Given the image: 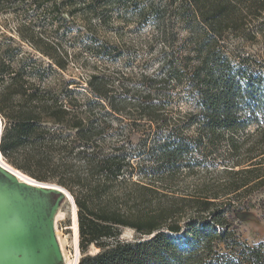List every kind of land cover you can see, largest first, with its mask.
Segmentation results:
<instances>
[{"label":"trees","instance_id":"trees-1","mask_svg":"<svg viewBox=\"0 0 264 264\" xmlns=\"http://www.w3.org/2000/svg\"><path fill=\"white\" fill-rule=\"evenodd\" d=\"M166 1L147 7L162 73L130 96L99 72L76 94L59 71L79 14L87 29L104 24L107 0H0V151L70 192L78 264H264V240L243 241L233 218L264 212V59L229 42L264 40V0ZM135 135L144 146L130 147ZM146 150L153 163H136ZM205 170L216 177L174 185Z\"/></svg>","mask_w":264,"mask_h":264},{"label":"rangeland","instance_id":"rangeland-1","mask_svg":"<svg viewBox=\"0 0 264 264\" xmlns=\"http://www.w3.org/2000/svg\"><path fill=\"white\" fill-rule=\"evenodd\" d=\"M152 1L107 0L106 22L89 29L85 26L91 14L87 11L79 14L72 32L66 38L65 46L68 48L70 63L68 70H59L64 79L72 84L75 82L70 88L76 89V94H83L85 88L81 87H86L85 79L91 72L108 76L119 95L127 91L130 96H139V91H145L147 86V89L152 88L155 78L162 73L163 63L161 47L154 41L157 32L154 12L150 13L147 9ZM157 1L168 3L166 0ZM92 20L98 22V18L94 17ZM186 34V30L180 31L181 38ZM229 42L231 51L245 48V53L264 59V40L261 37L249 43L233 37ZM23 49L29 51L26 47ZM187 107L188 105H184L182 115L187 112ZM117 126L121 129L124 127L122 123ZM195 131L194 128L188 130L189 134H194ZM139 138L140 135L133 136L134 144L130 147L144 146ZM153 144L147 143L149 147ZM146 152L142 159H134L136 163H141L142 160L148 164L153 163L155 158L152 151ZM225 155L226 148L221 146L219 152L212 157L219 156L222 159ZM208 162L211 163V158ZM6 164L14 168L7 162ZM221 167L218 166L220 169ZM215 177V173L205 170L178 176L174 185L187 192L193 190L196 184L212 181ZM73 203L72 198L64 194L40 190L22 183L18 177L0 167V263L23 264L41 259L45 254L49 256L48 264H73L77 259L80 261L83 255L79 247ZM233 218L236 220V232L243 241L256 245L264 240L262 210L245 211ZM183 235L182 233L177 237L182 238ZM122 238L133 239L135 234L127 229ZM56 239L65 241L67 259L61 252L58 253ZM97 251L92 247L89 253L95 254ZM5 255H8L7 258H3Z\"/></svg>","mask_w":264,"mask_h":264},{"label":"bare ground","instance_id":"bare-ground-1","mask_svg":"<svg viewBox=\"0 0 264 264\" xmlns=\"http://www.w3.org/2000/svg\"><path fill=\"white\" fill-rule=\"evenodd\" d=\"M2 127L3 126L1 124L0 125V141H1L2 134H3ZM0 165L3 168H6L7 170H9L12 174H14L15 177H18L22 181V183L24 182V183H26L28 185H32V186H35V187L41 186L39 184H43V183L37 182L36 180H34L31 177H28V176L24 175L23 173H21L20 171L14 169V168L12 169V168L8 167L6 162L4 161V158L2 156L1 151H0ZM45 184H43V185H45L46 187H47V185H49L48 183H45ZM63 192H65L67 194L68 198H71L67 191L63 190ZM73 207H74V212H76V207H75L74 203H73ZM74 223H75V221H74ZM75 229H76V223H75ZM57 238H58V236H57ZM58 240H59V242H58ZM58 240H57V243H56L58 251L61 252L62 256L63 257L65 256V258L67 259V256H66L65 251H64L65 241L64 240H60V239H58ZM46 250H47V248H46ZM49 252H51V251H49ZM45 253H47V252H45ZM48 261H49V256H47V254H45L44 256L42 255L41 259L39 258L37 260H32L31 262L30 261L29 262H24L23 264H48ZM78 262H79V260L77 259L73 264H77Z\"/></svg>","mask_w":264,"mask_h":264},{"label":"water","instance_id":"water-1","mask_svg":"<svg viewBox=\"0 0 264 264\" xmlns=\"http://www.w3.org/2000/svg\"><path fill=\"white\" fill-rule=\"evenodd\" d=\"M2 124V120H1V117H0V125ZM0 167L2 168V169H4L5 171H7L8 173H10L11 175H14V174H12L9 170H7L6 168H3L1 165H0ZM39 185H41V186H37V188L38 189H40V190H49V191H53V192H58V193H60V194H64V195H66V197H67V194L65 193V192H63V190H65V191H67L66 189H64L62 186L61 187H59L58 185H56V184H49V185H47V187L45 186V185H43V184H39ZM63 189V190H62ZM68 193H69V195L71 196V198H72V200H73V202H74V204H75V201H74V198L72 197V195L70 194V192L69 191H67ZM57 250H58V248H57ZM58 253H59V251H58ZM7 256L8 255H5L3 258H7ZM79 263V262H78ZM77 263V264H78ZM0 264H2V263H0Z\"/></svg>","mask_w":264,"mask_h":264}]
</instances>
